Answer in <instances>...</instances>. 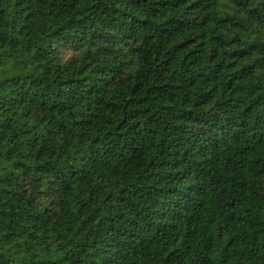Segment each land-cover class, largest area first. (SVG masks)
<instances>
[{
    "label": "clouds",
    "instance_id": "1",
    "mask_svg": "<svg viewBox=\"0 0 264 264\" xmlns=\"http://www.w3.org/2000/svg\"><path fill=\"white\" fill-rule=\"evenodd\" d=\"M92 2L93 0H81L74 7H68L61 5L58 0L57 5L51 7V0L43 4H37L33 0V6L38 10L34 17L37 21L34 33L27 30L25 33L18 31L20 24L26 23L23 16L33 8H27L21 13L16 29L4 26L8 39L0 41V122L10 119L12 123L11 127L3 131L0 138V176H5L9 172L19 176L22 170L13 167L16 161H23L29 167L48 161L54 165L53 171L61 176L62 185L58 195L38 197V208L24 205L27 211L17 209L21 215L15 217L13 222L10 223L7 217L2 218L0 264H50V262L73 264L77 256L82 264H101L105 255L104 237L98 233L95 221L91 224L81 223L89 212L97 206L103 207L107 203L104 198L109 193L112 194L111 202L115 203L116 197L121 194L120 189L125 185L129 186V191L132 186L152 185L160 180V177L165 176L166 171L182 173L194 161L200 159L193 155L186 162H181L180 158L176 157L179 169L175 164L169 165L166 169L154 168L148 161L161 158L157 146L135 156L125 146L129 139V129L135 126L134 121L128 119L121 127H117L127 115L125 99L138 82L140 87L135 93L136 98L162 79L160 76L157 77V69L158 66L163 67L160 60L164 57L166 45L161 39L153 40L149 44L145 39V29H141L139 39L132 44V54H129L127 48L121 50L116 63L120 60L132 63L124 66L122 72L110 83V88L101 84L99 92L83 96L70 109L48 110V106L63 99L58 95L62 87L61 82L75 77L83 79L86 88L94 77L105 75L95 69L100 68L102 64L111 66L110 58L103 55L104 47L97 51V46L90 43L87 37L81 40L77 47H58L54 54L40 55L41 51L46 49L48 34L66 25L78 8L82 10L89 7ZM105 2L109 10L115 7L121 12L131 11L141 19L145 17L152 19L151 11L132 10L121 4L112 3V0ZM189 2L192 3L193 0ZM206 2L207 7L189 9L192 16L197 13L201 17L208 16V21L203 27L192 29L193 34L206 32L212 36H220L223 40L238 37L241 42L226 44L227 51L246 47L253 41L264 44V0H247L244 4H238L236 0ZM2 7L6 9L4 18L7 20L13 11L12 4L6 3ZM253 9L256 11L253 12ZM167 11L168 9L161 8L157 13L163 15ZM172 14L175 15L174 10ZM114 15L118 16L119 13ZM224 17H231V20L218 23ZM64 31L71 29L64 28ZM253 62L255 71L248 79L256 86L264 82V50H253L250 55L238 61L244 65ZM15 77L21 78V82L24 83L23 89L10 82ZM43 92L48 94L47 106L41 111L34 103L39 102ZM21 94L24 95L22 104L10 103L12 98ZM133 107L139 106L133 104ZM26 112L28 114L24 115ZM224 114L247 120L248 131L245 140L249 144H255L259 131H264L257 125V117L264 121V108L250 111L246 115L242 107L234 108L232 113ZM136 119L141 121V125L135 126L131 134L135 132L144 134L150 125L143 123L142 116H137ZM33 134L39 139L29 153L24 143L31 140ZM117 138L120 147L114 154L106 153L104 149L108 142H115ZM42 147L43 154L37 160V153ZM242 147V144L233 145L231 151L225 152L224 155L231 156L232 152ZM94 155L98 156V159H92ZM245 156L247 158H244ZM233 160L241 163L221 165L219 168L210 166L206 176L188 175L183 181L177 182L176 187L180 191H184L186 185H202L203 191L199 194L201 198L198 207L189 209L176 221L178 227L172 235L173 238L182 236L186 226L188 229L197 227L198 238L205 240L210 235L215 241L217 252L224 249L229 240L232 241L231 260L227 255L226 264H264V170H262L264 147L258 152L251 154L244 152L234 156ZM16 184L17 180L12 178L11 183H4L0 187L15 191ZM3 199L6 200L7 197ZM49 200H55L58 209L66 207L68 215L60 222L54 217L47 224L37 223L36 227H33L36 222L28 221L25 217L31 212L42 211ZM141 203L145 208L159 207V202L153 204L152 200ZM179 203L182 205L184 201L180 200ZM3 211L9 209L5 208ZM229 214L233 215V221L226 227V217ZM187 216L193 217L190 223ZM209 218L212 219V230L206 232L205 227ZM257 218L260 223H255ZM217 231L220 233L219 239H216ZM140 235L150 234H139L137 241ZM157 240L158 238L152 241L144 251L150 264H166L168 255L161 249L168 248V244L172 242L169 240L168 244H164ZM172 247H176V244H172ZM131 250V246L125 249L128 253L125 264H132L136 259L131 255Z\"/></svg>",
    "mask_w": 264,
    "mask_h": 264
},
{
    "label": "trees",
    "instance_id": "2",
    "mask_svg": "<svg viewBox=\"0 0 264 264\" xmlns=\"http://www.w3.org/2000/svg\"><path fill=\"white\" fill-rule=\"evenodd\" d=\"M46 2L47 0H35L37 4ZM80 2L81 0H59L61 5L68 7H74ZM246 2L247 0H236L238 4ZM6 3L12 4L13 7L7 20L4 18L6 9L2 7ZM57 3L58 0H51V7H55ZM112 3L121 4L132 10L151 11L152 19L147 17L141 19L131 11L121 12L115 7L109 10L105 0H93L89 7L82 10L78 8L66 25L49 33L46 49L41 51V56L56 53L58 47H77L79 42L87 37L90 43L97 46V51L104 47L103 55L110 58L111 66L102 64L100 68L95 69L105 75L94 77L86 88L84 80L75 77L61 82L62 87L58 95L63 99L48 106V110L70 109L83 96L99 92L101 84L110 88V83L122 72L124 66L132 63L127 60L116 63L121 50L127 48L129 54H132V44L139 39L141 29H145V39L149 44L153 40L161 39L166 45L164 57L160 60L163 67L158 66L157 69V77L160 76L162 79L136 98L135 93L140 87L138 82L125 99L127 115L117 127H121L128 119L133 120L135 126L139 127L141 121L136 119L137 116H142L143 123L150 125L144 134L140 132L131 134L135 126L130 128L125 146L133 156L142 155L149 148L157 146L161 158L148 161L154 168L166 169L169 165L175 164L179 169L176 157H179L181 162H186L193 155L200 159L194 161L182 173L166 171L165 176L160 177L161 184L160 180H157L152 185L132 186L131 191L129 186L125 185L120 189L121 194L116 197L115 203L111 202L112 194L109 193L104 198L107 203L103 207L93 208L81 223L91 224L95 221L98 233L104 237L105 255L101 264H125L128 255L125 249L130 246L131 255L136 257L132 264H150L144 250L157 238V242L164 244H168L169 240L172 242L168 244V248L161 249L168 255L166 264H226L227 255L231 260V240L224 245V249L217 252L215 241L210 235L205 240L198 238L197 227L188 229L186 226L182 236L173 238L172 234L178 227L176 221L189 209L198 207L201 198L199 194L203 191L202 185H186L184 191H180L176 185L188 175L206 176L210 166L219 168L221 165L241 163L233 160V157L244 152L249 154L258 152L264 147V131H259L255 144H249L245 140L248 131L247 120L224 114L232 113L234 108L242 107L244 115L264 108V89L256 88L264 87V82L254 86L248 79L255 71V62L246 65L238 63L253 50H264V44L253 41L246 47L227 51L226 44L241 42L238 37L223 40L220 36H212L206 32L193 34L192 29L203 27L208 21V16L201 17L199 13L192 16L189 9L207 7L206 0H193L192 3L189 0H112ZM27 8L33 10L23 16L26 23L20 24L18 29L20 33H25V30L34 33L37 29L34 17L38 10L34 8L33 0H0V41L8 39L4 26L16 29L21 13ZM161 8L168 11L158 15L157 12ZM172 10L175 11V15L172 14ZM228 20H231V17H224L218 23ZM64 28L71 31H64ZM10 82L21 89L24 88L20 77L12 78ZM47 95V92L41 93L39 102L34 103L41 111L47 106ZM23 102V94L10 100L12 104ZM133 104L139 107H133ZM11 123L10 119L0 122V138L3 131L11 127ZM257 125L264 129V121L259 117ZM38 139L39 137L33 134L31 140L24 143L29 153ZM236 144H242L243 147L232 152L231 156H225L224 153L231 151V146ZM119 147L117 138L115 142L109 141L104 151L114 154ZM43 150L42 147L37 153V160L43 154ZM92 159H98V156L94 155ZM13 167L22 170L19 176H14L11 172L0 176V185L11 183L12 178L17 180L15 191L0 187V223H3V217H7L10 223L13 222L15 217L21 215L17 209L27 211L24 205L38 208V197L56 196L62 185L61 176L53 171L54 165L48 161L36 163L31 167L25 165L23 161H16ZM146 200H152L153 204L159 202V207L145 208L141 201ZM180 200L184 201L182 205L179 203ZM55 204V200H49L42 211L31 212L25 219L36 222L33 227H36L37 223L47 224L54 217L60 222L68 215L67 209L66 207L58 209ZM5 208L9 211H3ZM192 219V216H187L189 223ZM232 221L233 215L229 214L225 226ZM255 223H260L259 218ZM211 225L212 219L209 218L205 227L206 232H211ZM251 226L250 224L249 227ZM139 234L150 235H140L137 241ZM219 238L220 233L217 231L216 239ZM172 244H176V247H172ZM73 264H82L79 256Z\"/></svg>",
    "mask_w": 264,
    "mask_h": 264
}]
</instances>
